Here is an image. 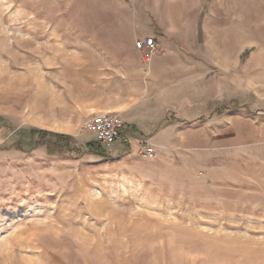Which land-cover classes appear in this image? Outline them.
<instances>
[{
    "label": "rangeland",
    "instance_id": "obj_1",
    "mask_svg": "<svg viewBox=\"0 0 264 264\" xmlns=\"http://www.w3.org/2000/svg\"><path fill=\"white\" fill-rule=\"evenodd\" d=\"M152 1L184 15L165 39L205 64L221 114H166L152 156L98 157L86 121L126 93L106 66L134 1L0 0V264H264V0Z\"/></svg>",
    "mask_w": 264,
    "mask_h": 264
},
{
    "label": "crops",
    "instance_id": "obj_2",
    "mask_svg": "<svg viewBox=\"0 0 264 264\" xmlns=\"http://www.w3.org/2000/svg\"><path fill=\"white\" fill-rule=\"evenodd\" d=\"M133 11L117 13L115 30V46L118 58L113 60V82L127 85L125 95L114 99L103 107L107 111H119L124 127L123 131L131 137V142L117 140L105 152L118 145L120 151H132L141 141L155 143L162 132L154 133L155 127L164 123H173L166 114L189 117L221 114L217 110L215 101L206 94L205 64L189 60L184 54V46L166 41L167 35L184 34L186 19L184 15L175 17L168 11L159 10L161 1L154 4L152 0H145L144 6H138V0H133ZM136 7V8H135ZM141 9V10H140ZM159 10V11H158ZM118 30V32H117ZM153 37L159 49L148 62L143 63L138 49V40ZM161 49V51H160ZM140 64H147V71L142 70ZM105 67V66H104ZM146 77H145V75ZM135 83L132 87L128 84ZM132 90V91H131ZM137 91V97L130 99V93ZM138 112H134V108ZM115 110V111H114ZM214 110V111H213ZM105 112V111H104ZM181 119H176L179 122ZM151 144V143H150ZM140 152V151H139Z\"/></svg>",
    "mask_w": 264,
    "mask_h": 264
},
{
    "label": "built area",
    "instance_id": "obj_3",
    "mask_svg": "<svg viewBox=\"0 0 264 264\" xmlns=\"http://www.w3.org/2000/svg\"><path fill=\"white\" fill-rule=\"evenodd\" d=\"M138 49L143 63L148 62L159 50L152 37L139 41ZM123 127L121 118L113 111L98 113L86 121V128L96 135L99 143L106 149L110 148L117 140L131 142V137L123 131ZM139 146V151L144 157L153 155L154 150L150 143L141 141Z\"/></svg>",
    "mask_w": 264,
    "mask_h": 264
},
{
    "label": "trees",
    "instance_id": "obj_4",
    "mask_svg": "<svg viewBox=\"0 0 264 264\" xmlns=\"http://www.w3.org/2000/svg\"><path fill=\"white\" fill-rule=\"evenodd\" d=\"M29 133L33 136H36L33 146L36 147L43 145L48 155H61L66 152H75L78 149L75 147V141L73 142L74 139L71 136L63 133L52 132L43 129H30ZM12 147L16 149H22L19 141H16ZM85 148L88 152L98 157L107 156L103 146L101 143H99V141H88L85 144Z\"/></svg>",
    "mask_w": 264,
    "mask_h": 264
}]
</instances>
